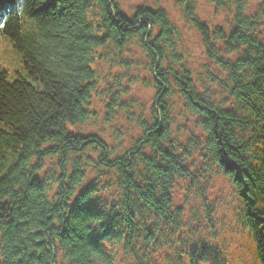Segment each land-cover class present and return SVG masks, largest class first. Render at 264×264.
Wrapping results in <instances>:
<instances>
[{
  "label": "trees",
  "instance_id": "obj_1",
  "mask_svg": "<svg viewBox=\"0 0 264 264\" xmlns=\"http://www.w3.org/2000/svg\"><path fill=\"white\" fill-rule=\"evenodd\" d=\"M6 1L0 264H119L120 251L158 264L152 252L181 242L190 225L174 194L190 156L172 138L171 111L180 108L200 128L201 139L191 132L187 143L230 180L264 264V4L206 0L216 15L210 22L197 0H176L206 58L195 68L183 30L157 0L130 13L120 0ZM219 12L227 15L221 23ZM139 80L157 91L149 107L129 97ZM96 91L115 124L111 141L94 121ZM198 252L182 244L175 264H197Z\"/></svg>",
  "mask_w": 264,
  "mask_h": 264
},
{
  "label": "rangeland",
  "instance_id": "obj_2",
  "mask_svg": "<svg viewBox=\"0 0 264 264\" xmlns=\"http://www.w3.org/2000/svg\"><path fill=\"white\" fill-rule=\"evenodd\" d=\"M197 1L199 16L206 21H215L213 6L208 5L206 0ZM249 1L252 9L264 4V0ZM157 2L167 9L172 21L183 30L186 59L191 66L197 68L202 62H206L199 36L185 27L179 9L176 7V0H157ZM153 3L154 0H120L122 9L128 13L135 6L141 4L150 6ZM226 18L227 15L223 12L217 15L220 23ZM135 72L136 68L131 67V75H137L134 74ZM101 77L105 78L103 75ZM128 83L127 78L121 81V84L127 87ZM100 88L102 91L105 90L104 85ZM156 93L157 91L147 87L143 80L129 86V97L135 98L137 104L145 107L151 105ZM170 101L175 102L174 99ZM104 103V96L99 91L94 92L90 107L98 113L97 118H94L96 127L104 130L106 138L111 141L110 135L115 124L106 121L103 114ZM171 116L174 120L172 138L184 140L190 155L185 158V163L188 165V177L176 187L174 192L175 202L178 205H184L186 221H189L190 225L184 228L181 242L176 238L170 240L168 244H163L152 252L153 257L158 264H175L177 251L183 244L186 250L193 247L199 249L197 264H258L249 232L243 224L244 210L233 185L217 170L197 144L187 143L191 132H197L196 141L201 139L196 116L189 114L183 108L172 109ZM94 130L93 127L88 128V131ZM119 264H136V261L120 251ZM185 264H190L187 258H185Z\"/></svg>",
  "mask_w": 264,
  "mask_h": 264
}]
</instances>
